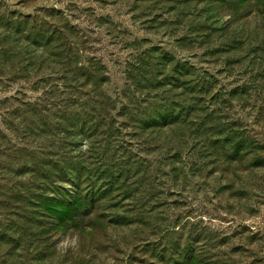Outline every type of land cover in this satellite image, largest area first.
Listing matches in <instances>:
<instances>
[{
  "label": "rangeland",
  "instance_id": "374dc122",
  "mask_svg": "<svg viewBox=\"0 0 264 264\" xmlns=\"http://www.w3.org/2000/svg\"><path fill=\"white\" fill-rule=\"evenodd\" d=\"M24 17L55 29L62 53L99 73L116 114L172 72L177 87L164 94L184 103L163 128L114 117L137 163L139 199L132 212L119 197L113 208L137 221L112 225L113 208L100 207L76 223L54 203L53 235L41 240L53 256L38 264H168L183 248L194 264H264V0H0V43L5 24ZM15 60L0 66V119L9 96L31 101L57 85L48 67L22 77Z\"/></svg>",
  "mask_w": 264,
  "mask_h": 264
},
{
  "label": "trees",
  "instance_id": "16d2710c",
  "mask_svg": "<svg viewBox=\"0 0 264 264\" xmlns=\"http://www.w3.org/2000/svg\"><path fill=\"white\" fill-rule=\"evenodd\" d=\"M27 18L5 24L0 66L7 67L15 58L22 77L48 67L56 73L57 85L49 84L31 101L9 96L11 107L0 119L15 141L10 143L0 130V248H12L0 254V264H24L23 257L33 264L51 259L53 253L41 248L49 247L46 242L53 235L49 227L56 218L49 209L54 203H61L66 211L71 207L73 214L69 215L76 223L100 207L113 208L116 197L119 201L128 199L126 205L131 203L128 207L132 212L137 207L132 201L135 193L139 199V190L134 187L137 163L121 143V123L114 117H126L134 127L163 128L180 120L184 105L180 100L177 106L164 94L177 87L173 83L179 75L172 72L167 78L150 79L155 83L150 86L159 85L160 90L145 94L116 114L100 87L99 73L76 66L62 53L64 45L55 29L45 31ZM37 79L44 83L39 76ZM184 79L179 85L187 87ZM196 81L197 91L208 82L204 76ZM237 143L234 140V150L239 151ZM113 210L109 214L112 225L137 221L136 216L124 212L127 210ZM189 251L183 248L182 254L176 253L179 256L172 254L168 264H194L197 255Z\"/></svg>",
  "mask_w": 264,
  "mask_h": 264
}]
</instances>
